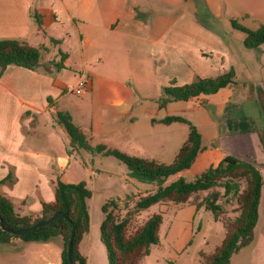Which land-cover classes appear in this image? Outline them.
I'll return each mask as SVG.
<instances>
[{"label": "crops", "instance_id": "obj_1", "mask_svg": "<svg viewBox=\"0 0 264 264\" xmlns=\"http://www.w3.org/2000/svg\"><path fill=\"white\" fill-rule=\"evenodd\" d=\"M96 1L98 6L93 8V0H60L66 20L60 22L54 0H44L40 6L36 0H0V40H19L39 48L44 65L57 62L52 49L62 51L66 39L70 41L76 33L80 53L78 64L72 54L60 51L66 59L59 72L52 67L46 73L41 68L10 66L0 78V181L12 174L10 182L0 184V196L10 200L16 212L40 217L42 203H54L58 182H85L87 186L80 169L71 164L72 156L80 151L68 155V135L63 126L64 136L56 127L58 112L70 115L92 147L101 145L165 165L174 161L188 127L160 121L166 117L189 121L201 136V150L189 169L170 177L166 184L179 178L194 181L227 156L264 166L261 136L247 128L250 123L240 128L235 114H229L251 93L254 79L264 75V44L246 49L245 34L231 22L257 30L264 25V0ZM68 69H79V77H89L77 102H70L65 92ZM229 70L234 71L233 83L217 93L158 106L162 88ZM151 88L155 89L152 96ZM252 126L258 127L253 122ZM155 188L146 185L137 197ZM263 191L264 183L260 205ZM188 206L192 216L195 208ZM163 223L164 219L159 233ZM168 241L174 256L166 255L163 261L192 264ZM153 248L140 264H146Z\"/></svg>", "mask_w": 264, "mask_h": 264}, {"label": "trees", "instance_id": "obj_2", "mask_svg": "<svg viewBox=\"0 0 264 264\" xmlns=\"http://www.w3.org/2000/svg\"><path fill=\"white\" fill-rule=\"evenodd\" d=\"M32 15L39 25V17L35 13ZM231 25L234 29L246 34L243 41L246 49H257L264 44V25L255 31L246 29L234 21ZM40 57L39 48L29 46L23 41L0 40V78L10 66L31 71L41 68L46 73L51 72V67L56 72L64 68L63 62L66 55L63 53H60L58 62L51 61L44 65L40 64ZM233 78L234 71L229 70L213 78H196L190 84L164 87L157 100L158 106L164 108L170 102L187 101L199 95L215 94L233 83ZM56 117L58 124L63 126L69 138L68 155L84 150L92 155L114 157L125 165L128 178L156 187L152 192L137 197L136 211L143 212L155 205L166 203L187 204L193 206L195 212L200 210L210 212L213 219L218 221L223 211L219 203L220 199H223L225 203L233 201L237 206L238 214L231 222L224 224L225 233L222 244L215 249L214 253L205 257V264H230L233 255L250 247L254 242L263 190V176L255 162L227 156L216 167L207 169L194 181L187 182L179 178L166 184L170 177L189 169L201 150V136L189 121L181 117H166L160 121L163 124L181 123L188 127L187 139L180 147L174 161L165 165L155 160L131 157L101 145L92 147L81 130L73 124L68 113L58 112ZM11 179L12 174L9 173L0 181V184L10 182ZM218 188L222 191L220 192ZM91 196L92 193L85 182L78 184L58 182L55 187L54 203H42L41 216L36 219L28 215H20L15 211L10 200L0 196L1 221L12 231L28 229L49 219L56 212L66 217L56 219L46 226L34 228L21 236H14L0 229V244L7 245L14 238L26 243L42 244L61 238L64 243L61 264H68L67 244L71 233L74 232L72 262L86 264V258L79 251V244L89 231L90 218L86 201ZM109 208H117L116 201H110L101 208L105 218L99 227L100 241L105 247L108 264H139L141 258L149 255L150 248L159 244L162 215H151L133 234L128 235L129 220L125 218L118 221L108 211Z\"/></svg>", "mask_w": 264, "mask_h": 264}, {"label": "rangeland", "instance_id": "obj_3", "mask_svg": "<svg viewBox=\"0 0 264 264\" xmlns=\"http://www.w3.org/2000/svg\"><path fill=\"white\" fill-rule=\"evenodd\" d=\"M36 1H39L38 6L44 4V0ZM51 1L47 0L49 3ZM59 1L54 0V10L56 12L58 10L57 18L59 21L66 22L63 14L61 15L62 7ZM92 5L93 8H96L98 6L97 1L93 0ZM63 48V53L69 52L72 54L74 61L79 64L80 53L76 33L72 35L70 41H68V38L66 39ZM60 51L58 47L52 49L57 62L62 52ZM94 60L95 58H92L93 62ZM67 71L70 72L66 74V86L67 88H73L75 87L76 78L79 77V69H68ZM254 80L253 88H249L251 93L244 95L242 104L231 108L229 114L232 112L235 114L240 123V128H244L250 123L247 128L254 130V135L259 134L264 144V75L262 78H255ZM149 94L151 96L154 95L155 89L151 88ZM67 95L71 97L70 102H77V95L72 93ZM147 100L151 101V99ZM249 106H252L253 109H250ZM246 107H248V110H246ZM251 121L258 127L252 126ZM56 127L64 136L62 126L56 124ZM72 157V166L80 169L79 171H81L84 180L86 178L88 189L92 192V197L86 201L90 227L88 233L79 244V251L86 258V264H108L105 247L100 241L99 227L105 218L101 210L102 206L113 200L116 201L117 208H109L108 211L118 221L125 218L129 220L128 235L133 234L151 215H162L164 223L159 233V245L162 248L153 246L152 255L145 260L146 264H163L161 262H165L162 259L166 255L168 257L174 256L169 252L173 245L170 246L168 238L171 239V242H174L176 248H179L180 251L182 250V258L184 260H190L192 264H205V257L214 253L215 249L222 244L225 233L224 224L231 222L238 214L236 211L237 206L233 201L225 203L223 199L219 201L223 211L218 221L213 219V215L210 212L203 210L193 212L191 216L190 207L187 204L166 203L155 205L143 212L136 211L137 196L144 193L146 184L128 178L126 176L127 170L123 163L114 157L92 155L84 150L74 154ZM259 170L262 173L264 183V166H260ZM218 190L222 191L220 188ZM63 244L61 238H56L46 244L26 243L14 238L7 245L0 244V264H61ZM230 264H264V197L260 205L254 242L249 248H245L238 254L233 255Z\"/></svg>", "mask_w": 264, "mask_h": 264}, {"label": "water", "instance_id": "obj_4", "mask_svg": "<svg viewBox=\"0 0 264 264\" xmlns=\"http://www.w3.org/2000/svg\"><path fill=\"white\" fill-rule=\"evenodd\" d=\"M59 218H64L65 219L66 217L62 213L56 212L49 219H47V220H45V221H43L41 223H37V224L33 225L32 227H30L28 229H21V230L12 231V230H10V229H8V228H6L4 226V224L1 221V217H0V229L3 232L11 233L14 236H21V235L33 230L34 228H39L41 226H46V225L50 224L52 221H54L56 219H59ZM73 239H74V232L71 233L69 241H68V244H67V260H68V264H73L72 258H71Z\"/></svg>", "mask_w": 264, "mask_h": 264}, {"label": "built area", "instance_id": "obj_5", "mask_svg": "<svg viewBox=\"0 0 264 264\" xmlns=\"http://www.w3.org/2000/svg\"><path fill=\"white\" fill-rule=\"evenodd\" d=\"M89 83V77L86 75H82L78 81L75 84V87L73 88H66L65 92L66 93H72L75 95H82L83 92L85 91L87 85Z\"/></svg>", "mask_w": 264, "mask_h": 264}]
</instances>
